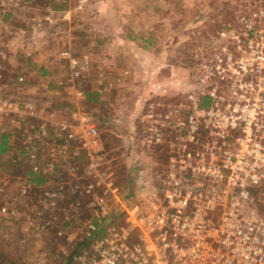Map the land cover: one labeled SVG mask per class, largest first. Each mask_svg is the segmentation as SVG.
Returning <instances> with one entry per match:
<instances>
[{
  "label": "built area",
  "instance_id": "1",
  "mask_svg": "<svg viewBox=\"0 0 264 264\" xmlns=\"http://www.w3.org/2000/svg\"><path fill=\"white\" fill-rule=\"evenodd\" d=\"M255 16L264 22V11ZM254 21L242 18V26L218 33L230 42L220 48L222 57L214 56L216 65L201 63L211 72L199 77V91L187 95L184 116L181 107L165 113L148 105L136 117L128 145L137 141L145 151L157 149L165 164L153 184L135 171L127 204L116 183L119 156L116 149L98 147L97 124L89 115L77 111L68 120L52 121L29 101L1 100L8 130L34 135L16 147V159L42 184L17 178L13 206L1 205L0 216L24 220L33 239L59 224L53 233L59 242L46 256H58L61 264L66 259L70 264H264V218L252 197L264 187V56L257 42L264 39V25L255 31ZM58 58L66 62L70 82L87 69V57L75 58L68 49ZM228 83L229 90L219 89ZM21 84L22 77H16V89ZM73 94L84 101V93ZM37 145L44 148L48 169L35 162ZM57 165L63 170L47 186L45 174ZM65 174L79 178L67 182ZM115 207H121L120 220L110 217ZM82 209L89 212L82 232H64ZM75 244L83 247L75 251Z\"/></svg>",
  "mask_w": 264,
  "mask_h": 264
},
{
  "label": "rangeland",
  "instance_id": "2",
  "mask_svg": "<svg viewBox=\"0 0 264 264\" xmlns=\"http://www.w3.org/2000/svg\"><path fill=\"white\" fill-rule=\"evenodd\" d=\"M260 10L264 11V0H185L175 5L173 0H0V101L9 96L29 101L46 117L50 114L52 121L68 120L77 111L89 115L97 124L98 147L116 149L119 156L116 183L127 204L135 171H140L141 180L153 184L154 175L165 164L157 149L145 151L137 141L128 145L136 117L146 113L148 105L162 107L165 113L181 107L184 116L187 95L199 91V77L211 72L201 69V63L216 65L214 56L222 57L220 48L230 42L218 33L242 26V18L255 20L253 28L259 31L264 22L258 23L255 15ZM46 15L49 21H44ZM121 15L129 19H120ZM257 42L264 56V39ZM63 49L75 58L87 57L86 71L73 82L68 80L66 62L58 58ZM227 50L236 55L235 50ZM19 76L22 84L16 89L13 81ZM261 83L264 86V78ZM229 88V83L219 84V89ZM74 91L84 93V101L74 97ZM7 121L0 114V136H12L7 139L10 146L0 154V206L5 207L13 206L9 200L15 181L28 170L21 158L16 159V147L34 137L28 129L8 130ZM36 147L35 162L48 169L44 148ZM61 170L57 165L45 174L47 186H52L55 172ZM64 176L67 182L79 178ZM252 197L255 210L264 218V187ZM120 211L121 207L111 208V219L120 220ZM88 214L82 209L64 232L81 233ZM54 215L59 218L61 212ZM55 227L59 224L33 239L24 220L0 216V264H61L46 256L59 242L53 239Z\"/></svg>",
  "mask_w": 264,
  "mask_h": 264
},
{
  "label": "trees",
  "instance_id": "3",
  "mask_svg": "<svg viewBox=\"0 0 264 264\" xmlns=\"http://www.w3.org/2000/svg\"><path fill=\"white\" fill-rule=\"evenodd\" d=\"M13 83H14V81H13ZM87 99L88 100L91 99L92 101L96 100L95 97H93V98H89L88 97ZM6 150H7L6 138H5V136H0V154L4 153ZM32 176H33V174L31 172H29V170H27V173L25 174V176L22 177V178H19V179L20 180L25 179V180H28V181H32V183L34 185H41L42 184V180L39 177H32ZM82 244H84V241L82 242ZM82 244H80V245L75 244L73 250H75V251L80 250V247H83ZM53 260L57 261L58 260V256H55L53 258ZM62 264H70L69 259L63 260Z\"/></svg>",
  "mask_w": 264,
  "mask_h": 264
},
{
  "label": "crops",
  "instance_id": "4",
  "mask_svg": "<svg viewBox=\"0 0 264 264\" xmlns=\"http://www.w3.org/2000/svg\"><path fill=\"white\" fill-rule=\"evenodd\" d=\"M164 1H165V0H164ZM178 1L181 3V2H184L185 0H173L174 5H175ZM174 12H175V11H173V13H174ZM164 13H165V12H164ZM126 14H127V13H126ZM112 15H113L112 12L107 13V17H108V18H111ZM165 15H167V14L165 13ZM95 16H96V14H95ZM101 16H102V14L100 13V14H99V17H101ZM35 17H36V16H35ZM125 17L128 18V15H125V16H124V15H121V16H120V19H123V18H125ZM116 18H118V15L116 16ZM128 19H129V18H128ZM118 21H119V20H117V22H118ZM145 21H147V20H145ZM145 21H143V22H145ZM124 22H125L124 24H125V29H126V28H128V24H127L126 20H125ZM145 26H149V25H145ZM35 29H39V28H35ZM124 32L127 33V34H129V31H128V30H125ZM35 44H36V46H38L40 43H39V41H38V42H36Z\"/></svg>",
  "mask_w": 264,
  "mask_h": 264
}]
</instances>
